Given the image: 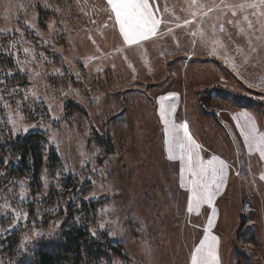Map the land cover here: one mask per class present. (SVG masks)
Returning a JSON list of instances; mask_svg holds the SVG:
<instances>
[{"label":"rangeland","instance_id":"374dc122","mask_svg":"<svg viewBox=\"0 0 264 264\" xmlns=\"http://www.w3.org/2000/svg\"><path fill=\"white\" fill-rule=\"evenodd\" d=\"M149 3L161 20L157 34L128 45L106 0H0V49L19 45L18 67L30 80L23 93L0 91L1 113L13 135L26 133L23 127L44 131L61 160L56 170L44 169L38 192H30L27 176L12 180L1 201V233L18 231L25 252L59 233L71 205L99 200L86 218L89 229L120 244L122 253L94 264H192L212 208L187 211L172 132L186 122L202 159L229 166L210 229L220 240L219 264H264V159L238 126L264 135V39L242 20L247 15L255 24L257 10L238 12L236 25L226 23L227 9L226 16L201 19L193 18L191 0ZM70 99L83 108L70 110ZM68 175L87 186L76 202L71 191L67 200L55 196ZM190 179L185 171V184Z\"/></svg>","mask_w":264,"mask_h":264},{"label":"trees","instance_id":"16d2710c","mask_svg":"<svg viewBox=\"0 0 264 264\" xmlns=\"http://www.w3.org/2000/svg\"><path fill=\"white\" fill-rule=\"evenodd\" d=\"M20 54L19 45L12 50L5 43L0 49V91L7 88L13 89L14 95L17 92L23 93L30 83L26 73L18 67ZM224 91L226 95H234ZM239 99L243 100L242 97ZM244 101L247 104L254 103L251 99L245 98ZM67 104L70 105H67L70 110L71 107L83 108L72 99L68 100ZM1 109L0 105V170H4L3 173L0 172V250L3 264H94L103 259H110L112 253L121 254L120 244L112 242L106 235L99 239L97 235L93 236L89 229V220L86 218L90 216L89 212L94 210L99 200L91 202L82 199L78 205H71L59 233L42 238L25 252L20 249L18 231L13 230L4 235L1 233L7 222V217L1 211V201L12 180L18 176H27L30 192H38L42 189L41 176L44 169L54 171L61 163L55 146L47 142V134L44 131L36 129L13 135ZM63 182L61 188L55 191L58 201L67 200L65 196L71 191L69 199L74 197L76 202L81 189L87 187L71 175L65 176ZM3 190L5 191L1 192ZM75 212H78V216ZM84 215L86 217L83 219Z\"/></svg>","mask_w":264,"mask_h":264},{"label":"snow or ice","instance_id":"6c2138e0","mask_svg":"<svg viewBox=\"0 0 264 264\" xmlns=\"http://www.w3.org/2000/svg\"><path fill=\"white\" fill-rule=\"evenodd\" d=\"M107 5L110 8L112 16H114V23L118 25L119 32L123 37L125 44L134 45L141 41H146L150 37L157 34L161 20L157 19L154 15L153 8L149 3V0H106ZM190 7H194L197 11L192 12L193 18L197 15L201 19L207 18L211 19L210 13L220 12L221 16H226L225 9L231 13L232 18L226 19L227 24L241 23L240 19H233L237 17V13H243L246 9L252 8L257 11L252 14L257 16L256 23L249 20L247 15L242 16V20L247 23V28L254 34L256 31L261 33V36H257V40L264 39V0H237L235 3H226L225 0H220L219 4L212 0L211 4H199L198 0H191ZM207 8V11H203ZM112 16L109 18L111 19ZM192 23L191 20H185L184 24ZM259 25L257 28L256 25ZM179 26V25H178ZM212 28L214 30L216 25L213 24ZM245 29L240 28V32L244 33ZM219 32H225L224 24L219 25ZM203 35V33H201ZM219 44V41H215ZM28 50L25 49V52ZM216 53V49L213 48V54ZM12 75V73H8ZM251 87V85H249ZM260 86V85H257ZM161 118L167 124V119L165 117V109L161 107ZM246 120L251 121V117H246ZM11 121V117H9ZM241 135L244 136L245 142L251 144L255 142L257 144L258 150L260 152L261 159H264V135H257V129L253 126L247 128V126H241ZM19 131V128L16 129ZM23 131L27 132L28 127H23ZM167 131V130H166ZM183 133L180 136V133ZM173 140H179L180 155L179 159L182 163L181 168V187L187 189L189 192L187 211L189 213L196 212L199 214V210L203 205H207L212 208V217L208 220V227L205 229L204 239L201 240L200 245L195 249L192 255V264H219V237L210 234V229L213 227L214 221L213 217L216 215V209L213 207L214 201L217 196H219L225 185L228 175L229 166L222 160L219 161V166H217V157H213L211 160L205 162L200 152L197 149L200 145L197 144L191 137L188 131L187 123H183L179 126L172 125ZM171 151V149L169 150ZM169 159H173L169 155ZM187 171L191 179L185 184L184 172ZM240 173L238 172L237 175ZM260 179L264 180V174L261 175ZM7 207V205H5ZM17 220L27 219V214L21 215L20 213H14ZM15 226V225H14ZM100 228H104V224L100 225ZM95 231L92 235L95 236ZM37 237L43 236V233H35ZM27 239V238H26Z\"/></svg>","mask_w":264,"mask_h":264}]
</instances>
